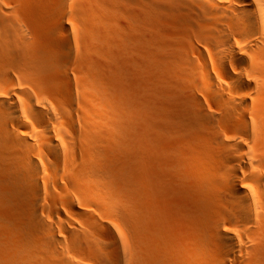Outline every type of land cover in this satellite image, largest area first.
I'll return each instance as SVG.
<instances>
[{
  "label": "bare ground",
  "instance_id": "6f19581e",
  "mask_svg": "<svg viewBox=\"0 0 264 264\" xmlns=\"http://www.w3.org/2000/svg\"><path fill=\"white\" fill-rule=\"evenodd\" d=\"M67 15L0 0V264H176L183 239L203 264H264V0H76L72 31ZM137 134L160 185L142 229L110 186ZM163 189L184 231L158 222Z\"/></svg>",
  "mask_w": 264,
  "mask_h": 264
},
{
  "label": "rangeland",
  "instance_id": "374dc122",
  "mask_svg": "<svg viewBox=\"0 0 264 264\" xmlns=\"http://www.w3.org/2000/svg\"><path fill=\"white\" fill-rule=\"evenodd\" d=\"M75 1L76 0H65V6L67 9V14H68L67 16H68V21H69L67 23V27L69 28V30L71 29L73 30V27L71 26H73L76 21ZM66 43L72 46L76 45V38L73 32L67 33ZM96 46H99V44L96 43ZM131 76L132 75H128V74L124 75L125 90L128 92L132 90L135 84H137V82H134L136 81V79H134L135 77L132 76L131 78ZM129 85L131 86V88L129 87ZM113 92H114V89H113ZM136 117L137 119L135 121H137V123L135 124V130L138 131L140 130V119L138 115H136ZM137 135L138 137L136 138L133 137L132 139V143L130 145L132 148L128 149L127 152H125V154L122 153L120 155L121 157L120 159H118L119 161H117L115 173H113V177H111V180H110V186L115 191L126 193V194H129L130 196L131 195L135 196V198L133 199L134 206H135L133 211L137 219V222L139 223L142 229L143 227L142 220L145 215V207H144L145 204L141 197L142 195L146 193L150 194L154 192L156 188L158 189L160 185L153 177H151V172L149 171L148 173L145 172L143 161H142V158L145 155V151L142 147L139 134ZM60 186L61 188L67 187L65 184L60 185ZM165 191L166 190L164 189H163V192H161L160 190L158 191L159 192L158 195L161 197V199H163V204H162L163 206L159 208V211L157 213L158 214L157 220L159 223H161V225L165 226V229L172 226L171 228L175 230V233L184 231L185 227H184V223L182 222L183 218H181V214L172 215L173 210L169 206V204L166 202V192ZM183 202L184 201L182 200L181 204L184 207H186ZM184 209L185 208H183V210ZM181 210H179V212ZM183 215L186 216L185 211ZM189 228L191 230L190 226ZM151 239L154 242H158L156 238L151 237ZM152 240H150V242H153ZM183 240L184 241H180V240L178 241L181 248L178 251V253L173 254L175 263L176 264H203L202 259H200V257L198 256L196 252V249L194 248L193 241L187 240V239H183ZM155 244L158 249L161 247V244L159 243H155Z\"/></svg>",
  "mask_w": 264,
  "mask_h": 264
}]
</instances>
